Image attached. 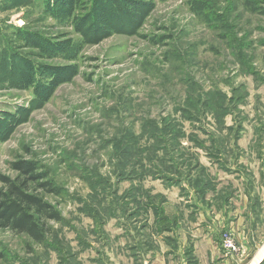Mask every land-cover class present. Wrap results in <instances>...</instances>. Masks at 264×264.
<instances>
[{
  "label": "rangeland",
  "instance_id": "1",
  "mask_svg": "<svg viewBox=\"0 0 264 264\" xmlns=\"http://www.w3.org/2000/svg\"><path fill=\"white\" fill-rule=\"evenodd\" d=\"M257 154L264 172V0H0V173L34 159L61 190L42 244L0 229V264L176 244L182 187Z\"/></svg>",
  "mask_w": 264,
  "mask_h": 264
},
{
  "label": "crops",
  "instance_id": "2",
  "mask_svg": "<svg viewBox=\"0 0 264 264\" xmlns=\"http://www.w3.org/2000/svg\"><path fill=\"white\" fill-rule=\"evenodd\" d=\"M254 157L259 160V165L249 167L253 162L243 164L246 169L243 177L237 175L230 179L226 175H235L236 172L221 169L226 174L215 179L217 188L214 192L200 188L197 194L195 191L189 193L186 185L182 187L184 192L174 196L172 203L181 216L176 225L181 223L179 229L182 230L172 231L174 239L179 242L164 244L159 239L160 250L155 245L156 248H147L149 252L143 254L125 249L126 261L120 260L118 264H258L262 261L264 172L260 170L262 159L258 154ZM235 178L236 183H232ZM219 186L224 188L221 193ZM224 231L230 232L238 245L235 255H226L220 247ZM168 234L172 235L169 231Z\"/></svg>",
  "mask_w": 264,
  "mask_h": 264
},
{
  "label": "trees",
  "instance_id": "3",
  "mask_svg": "<svg viewBox=\"0 0 264 264\" xmlns=\"http://www.w3.org/2000/svg\"><path fill=\"white\" fill-rule=\"evenodd\" d=\"M8 166L15 174L0 173V229L42 244L52 234L51 222L61 221L59 211L46 200L48 194L59 195L60 187L34 159L18 156Z\"/></svg>",
  "mask_w": 264,
  "mask_h": 264
},
{
  "label": "built area",
  "instance_id": "4",
  "mask_svg": "<svg viewBox=\"0 0 264 264\" xmlns=\"http://www.w3.org/2000/svg\"><path fill=\"white\" fill-rule=\"evenodd\" d=\"M221 245L227 254L232 253L233 251L236 250L235 241L233 240L230 232H228V231L222 232Z\"/></svg>",
  "mask_w": 264,
  "mask_h": 264
}]
</instances>
